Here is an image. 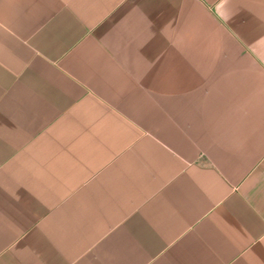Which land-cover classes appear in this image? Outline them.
I'll list each match as a JSON object with an SVG mask.
<instances>
[{"label":"crops","instance_id":"crops-1","mask_svg":"<svg viewBox=\"0 0 264 264\" xmlns=\"http://www.w3.org/2000/svg\"><path fill=\"white\" fill-rule=\"evenodd\" d=\"M0 264H264V0H0Z\"/></svg>","mask_w":264,"mask_h":264}]
</instances>
